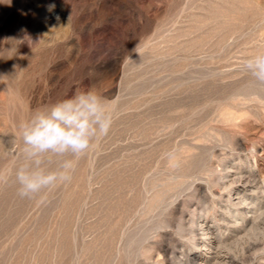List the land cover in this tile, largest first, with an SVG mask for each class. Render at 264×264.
Listing matches in <instances>:
<instances>
[{
  "label": "rangeland",
  "instance_id": "rangeland-1",
  "mask_svg": "<svg viewBox=\"0 0 264 264\" xmlns=\"http://www.w3.org/2000/svg\"><path fill=\"white\" fill-rule=\"evenodd\" d=\"M260 52L264 0H0V264H264ZM85 91L109 134L21 198L19 126Z\"/></svg>",
  "mask_w": 264,
  "mask_h": 264
},
{
  "label": "clouds",
  "instance_id": "clouds-1",
  "mask_svg": "<svg viewBox=\"0 0 264 264\" xmlns=\"http://www.w3.org/2000/svg\"><path fill=\"white\" fill-rule=\"evenodd\" d=\"M243 69L264 83V52L246 59ZM112 125L113 116L107 104L92 91L80 92L38 110L19 126L23 155L31 163L16 171L18 195L31 199L44 189L70 183L78 160L87 154L95 139L109 134ZM45 155L61 158L57 170L42 167Z\"/></svg>",
  "mask_w": 264,
  "mask_h": 264
},
{
  "label": "bare ground",
  "instance_id": "bare-ground-1",
  "mask_svg": "<svg viewBox=\"0 0 264 264\" xmlns=\"http://www.w3.org/2000/svg\"><path fill=\"white\" fill-rule=\"evenodd\" d=\"M244 179V178H243ZM248 182V181H247ZM244 220V219H243ZM212 232V231H211ZM218 235V234H217ZM212 237V236H211ZM213 238H214V240H213V242H215L216 244L217 243H220V241H221V239L219 238V237H217V236H215V235H213ZM225 240V239H224ZM221 244V243H220ZM226 245V244H225ZM220 261V260H219ZM199 264V263H198ZM220 264H221V262H220ZM223 264H224V262H223Z\"/></svg>",
  "mask_w": 264,
  "mask_h": 264
}]
</instances>
